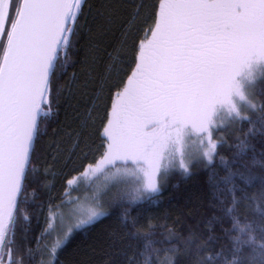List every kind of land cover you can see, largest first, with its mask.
<instances>
[{"label": "snow or ice", "instance_id": "1", "mask_svg": "<svg viewBox=\"0 0 264 264\" xmlns=\"http://www.w3.org/2000/svg\"><path fill=\"white\" fill-rule=\"evenodd\" d=\"M258 85L264 0H0V264H60L73 234L114 207L135 243L111 264H264V154L245 159L264 139ZM61 108L77 127L59 126ZM89 136L95 148L81 149ZM198 166L210 169V218L183 233L131 216Z\"/></svg>", "mask_w": 264, "mask_h": 264}, {"label": "trees", "instance_id": "2", "mask_svg": "<svg viewBox=\"0 0 264 264\" xmlns=\"http://www.w3.org/2000/svg\"><path fill=\"white\" fill-rule=\"evenodd\" d=\"M124 4V3H140L141 0H89L94 7L105 3ZM144 3H151V0H143ZM120 39V32L117 30L116 34L109 35L104 38L105 43H111L115 46ZM71 71V69L69 70ZM264 85H258V88ZM74 107L79 108L81 111L84 108V102H72ZM75 113L72 108L67 109V117L65 109L61 108L56 120L59 126H66L72 124L77 127L74 119ZM53 127H57V123H53ZM250 125H244V131L247 132ZM230 135L228 143L220 149V155L225 159H232L234 154V145L236 140L235 136ZM48 137H45L47 141ZM98 140H94L89 136L87 139L81 140L80 148L87 150L88 148H95ZM254 151H250L245 158L249 163L253 156L260 159L264 154V139L259 135L250 139ZM71 141H67L65 147L69 146ZM50 159V158H49ZM41 166L43 164L41 163ZM216 170L222 176L224 175L223 169L220 167L217 160ZM210 169L198 166L194 170V174L185 178L181 175H173L169 182L165 185L158 197L157 203H144L139 206H133L131 216L139 214L140 223L147 225L151 222L153 225H164L174 227L177 231L187 233L189 227H197L201 221L210 218L216 212V201L210 188L208 178ZM51 179V177H49ZM60 191V181L57 177L56 187L53 192ZM28 194L31 195V188L28 189ZM40 198L45 199L43 192H40ZM32 211V208H29ZM246 215H253L252 209L243 210ZM122 212V208L114 207L107 217L101 218L96 223L87 226L85 229L77 231L69 239L63 252L59 256L60 264H111V262L122 261L123 257L120 255L121 249L129 244H134L126 236V230L117 223V217ZM37 224L36 219L32 220V225L35 227ZM40 227H43V216L39 219ZM230 225L225 224L224 227L228 228ZM157 241L164 239L165 229L157 227L155 229ZM39 233V228H36V234ZM115 233L116 235H113ZM224 243H227L224 241ZM156 247H166V245L157 243ZM131 248L128 249L131 252ZM182 264H186V258L182 259Z\"/></svg>", "mask_w": 264, "mask_h": 264}]
</instances>
